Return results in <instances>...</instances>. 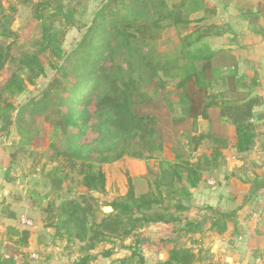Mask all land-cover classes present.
Segmentation results:
<instances>
[{
    "label": "trees",
    "instance_id": "trees-1",
    "mask_svg": "<svg viewBox=\"0 0 264 264\" xmlns=\"http://www.w3.org/2000/svg\"><path fill=\"white\" fill-rule=\"evenodd\" d=\"M89 1L75 0L65 5L64 0H22L30 6L32 20L40 24L41 39L19 62L18 72L10 73L0 85V133L7 135L16 126L21 149L42 148L44 136L37 138L33 132L39 126L35 119L42 118L40 127L50 129L48 149L61 160L47 175L54 190L60 191L70 175L78 179L82 192L76 198H64L57 205L50 202L46 207L49 215L45 228L54 230L53 240H74L83 245L82 251L90 252L99 244L122 243L150 225H172L182 220L188 234H198L202 223L186 219L190 189L216 166L223 151L232 148L240 155L253 148L257 137L253 108L258 102L231 96L230 91L208 93L216 73L214 54L205 46L194 48L198 39L192 40L191 33L183 34L188 31V21L182 9L188 0L173 7L165 0H94L98 5L86 25L81 16L83 5ZM9 22V16L1 13L0 37L15 38ZM171 27L180 41L174 54L143 52V46L159 41L163 31ZM72 29L82 36L70 52H65L62 46ZM11 47V43L0 44V74L10 62ZM45 53L58 62L49 90L40 99H29L15 108L10 100L21 96L43 75ZM118 57L125 68L115 64ZM233 76L229 89L239 85L232 81ZM169 80L176 84L172 102L168 100L171 121L163 125L166 131L159 127L157 101L144 92L143 83L163 89ZM174 105L180 108L179 117L173 114ZM210 109H217L222 129L197 135V120L208 119ZM228 128L233 129L231 137ZM180 134L187 137L194 152L204 140L209 141V152L192 161L181 156H175L174 161L163 159L165 149L171 154V141ZM124 158L154 161L157 168L147 166V190L140 194L135 193L127 175L125 195L106 205L112 212L103 214L94 196L106 192L102 166ZM260 190H264V178L253 183L252 193ZM205 209L218 216L216 220H203L217 234L225 232L227 224L236 223L237 210ZM6 235L8 246L0 242V264H19L15 254L19 253L17 249L27 247L30 234L9 227ZM169 244L173 245L166 250L165 261L157 264H217L201 262L194 251L170 240L162 242L159 249ZM112 255V250L103 252L106 259ZM94 259L86 254L75 264H88ZM109 264H143V259L132 253Z\"/></svg>",
    "mask_w": 264,
    "mask_h": 264
},
{
    "label": "rangeland",
    "instance_id": "rangeland-1",
    "mask_svg": "<svg viewBox=\"0 0 264 264\" xmlns=\"http://www.w3.org/2000/svg\"><path fill=\"white\" fill-rule=\"evenodd\" d=\"M37 0H34L36 2ZM75 0H64V4H73ZM97 1H89L83 5L82 21L89 25L93 13L97 8ZM9 16V27L16 33L15 41L0 37V44L6 46L12 44L11 59L0 74V85L10 73L18 72L19 62L30 52L34 50L33 44L41 39L40 24L32 20L31 9L28 4H23L22 0H0V14ZM79 17V16H78ZM59 26L58 24H56ZM82 36V32L74 29L70 30L64 40L63 50L70 52ZM164 38L157 42H150L143 46V52L147 54L168 53L174 54L180 45L176 33L164 34ZM168 37V39H165ZM172 40V41H168ZM173 52V53H172ZM115 64H122V58L114 60ZM44 73L40 76L34 86H27L25 92L18 98L10 100L12 105L17 108L23 105L27 100L40 97L49 90L48 84L55 75L54 66L58 63L52 60L45 53L42 57ZM103 64V62H101ZM105 64V62H104ZM103 68V67H101ZM176 81H166L163 89L154 88L153 85L143 83L144 92L152 99L157 101L158 116L160 118V128L166 130L163 125L165 122L170 123V115L167 111L169 101L172 102L173 89ZM166 99V100H165ZM169 100V101H168ZM174 116L179 117L181 114L178 106H173ZM150 109L149 111H151ZM38 127L33 132L37 138L44 136L41 144L42 148H23L19 147L16 126L7 143L12 142L9 149V167L4 174L1 183L5 187L6 194L0 199V208L5 213L14 214L16 225L20 229L29 232L30 237L26 248L17 249L19 253L15 254V261L19 264H75L79 259L86 255H92L95 259L88 264H106L117 259L129 257L132 253L142 257L143 264H157L165 261L166 250L173 244L165 245L159 249L162 242L170 240L177 246L189 248L194 251L200 258L201 262H216L217 264H232L231 255L233 250H250V260L253 264L264 259V194L252 193L248 190V184L253 179L254 170L248 173V168L243 167L244 176L239 175V169L236 166L230 170L227 167V152L222 155L216 166L209 168L204 174L202 182L196 188L190 189L192 194L191 200L187 205L189 211L186 213L188 221L199 222L201 232L195 235L188 234L182 227L185 220L172 225L154 224L147 228L135 232L129 239L124 242H115L113 244H99L90 252L82 251L83 245L74 240L62 238L53 240L54 230L45 228L48 222L46 207L50 202L59 204L64 198L74 199L80 194L78 179L70 175L62 184L60 191H55L53 184L50 183L48 174H51L54 168L58 167L60 161L54 156L53 151L48 149L50 129L43 130L41 126L42 118H36ZM38 129V130H37ZM167 131V130H166ZM11 133V132H10ZM9 134H3L8 136ZM169 133V132H168ZM2 134V133H0ZM18 134V136H17ZM2 136V135H1ZM173 137V136H172ZM18 139L17 143L16 140ZM40 140V139H38ZM171 153L175 156H181L190 161L195 160L198 156L204 154L208 149V141L200 144L194 152L187 144V137L179 135L171 141ZM94 146V144H93ZM230 157V156H229ZM107 165V164H106ZM112 165V163L108 164ZM149 168H157L155 162L146 163ZM63 170V174L66 173ZM232 171V180L229 173ZM127 171L122 173L125 183L121 187L110 180V189L104 195L94 194L99 199L98 206L106 207L117 197H123L127 191ZM253 173V174H252ZM257 176V175H256ZM119 181V180H118ZM118 181L116 183H118ZM209 181H214V185H208ZM135 193L140 194L147 190V184L144 175L132 179ZM232 183V184H231ZM242 188V189H241ZM248 190V191H247ZM56 192V193H55ZM212 207L220 210H237L236 223L227 224L226 231L220 234L214 232L204 219H218V216L208 212L205 208ZM14 210V211H13ZM103 213V212H102ZM104 214V213H103ZM256 215L254 218L253 215ZM20 215H24L33 222V227L23 228L18 222ZM208 222V221H206ZM19 229V228H18ZM19 229V230H20ZM8 229L5 225L0 228V242L2 246H8L7 235ZM139 240H142L139 242ZM11 247V246H10ZM13 248V247H12ZM16 250V248H13ZM11 250V249H9ZM112 250L113 255L106 259L103 252ZM35 254V258H31ZM225 258L229 260H225ZM240 260L239 264H242Z\"/></svg>",
    "mask_w": 264,
    "mask_h": 264
},
{
    "label": "crops",
    "instance_id": "crops-1",
    "mask_svg": "<svg viewBox=\"0 0 264 264\" xmlns=\"http://www.w3.org/2000/svg\"><path fill=\"white\" fill-rule=\"evenodd\" d=\"M165 1L169 7H173L183 0ZM182 11L188 21V31L183 34L191 33L192 40L198 39L194 48L205 46L214 54L213 67L216 73L214 81L208 88V93L218 94L230 91L231 96L256 99L258 102L253 108V121L257 127V137L253 148L240 155H237L232 148L225 150L228 156L225 160L230 170L236 166L241 177L244 176L243 167L248 168V173L251 170L256 172L257 176L252 173L253 179L248 184L247 189L251 192L254 181L264 178V0H198L196 3L188 0ZM176 32L174 27L167 28L163 31L160 40L165 37L164 34L172 36ZM232 75H234L232 81L238 82L239 85L229 89L228 82ZM13 129L14 127L11 128L8 136L0 134V199H3L6 194L1 181L9 167L8 153L13 144L7 141ZM219 129H222V126L218 121L217 109L208 111V119L199 118L197 120V135L215 133ZM227 130L228 136L231 137L233 129L228 128ZM205 141L207 140L202 143ZM170 147L172 150V145ZM210 147L211 144L208 141V149L202 153H208ZM165 150L163 159L174 161L175 155L170 154V149ZM146 169V162L128 158L114 162L112 165H103L102 170L106 179L105 190L110 189V180L115 186L117 184L121 187L125 183L123 172L127 171V175L133 179L145 175ZM232 175L230 171L228 175L230 180H232ZM258 193L264 194V190ZM253 216L256 217L255 214ZM1 225H5V230L9 227L20 229L16 225L15 215L7 214L0 208V228ZM232 252L230 259L232 264H239L240 260L243 261L242 264H253L250 260V250H233ZM261 263V261L256 262V264Z\"/></svg>",
    "mask_w": 264,
    "mask_h": 264
},
{
    "label": "built area",
    "instance_id": "built-area-1",
    "mask_svg": "<svg viewBox=\"0 0 264 264\" xmlns=\"http://www.w3.org/2000/svg\"><path fill=\"white\" fill-rule=\"evenodd\" d=\"M208 185L213 186L214 185V181H209ZM18 222L21 225V227H23V228H31V227H33V222L29 218L24 216V215L19 216ZM35 257H36L35 254H31V258H35Z\"/></svg>",
    "mask_w": 264,
    "mask_h": 264
},
{
    "label": "water",
    "instance_id": "water-1",
    "mask_svg": "<svg viewBox=\"0 0 264 264\" xmlns=\"http://www.w3.org/2000/svg\"><path fill=\"white\" fill-rule=\"evenodd\" d=\"M102 212L104 214H110L112 212V208L111 207H103ZM226 260H229V259H226ZM106 264H109V261H107Z\"/></svg>",
    "mask_w": 264,
    "mask_h": 264
}]
</instances>
